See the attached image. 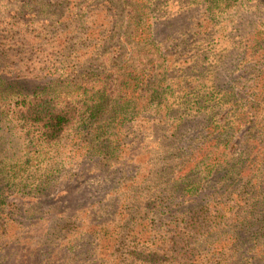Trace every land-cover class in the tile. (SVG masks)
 <instances>
[{"label": "rangeland", "instance_id": "374dc122", "mask_svg": "<svg viewBox=\"0 0 264 264\" xmlns=\"http://www.w3.org/2000/svg\"><path fill=\"white\" fill-rule=\"evenodd\" d=\"M109 64L132 97L48 150L0 108V264H175V234L216 244L194 239L201 204L264 179V0H0L1 96Z\"/></svg>", "mask_w": 264, "mask_h": 264}, {"label": "trees", "instance_id": "16d2710c", "mask_svg": "<svg viewBox=\"0 0 264 264\" xmlns=\"http://www.w3.org/2000/svg\"><path fill=\"white\" fill-rule=\"evenodd\" d=\"M235 1L227 0V6H232ZM116 65L109 64L99 71L94 69L79 75L81 78L77 82H68L62 88L54 87L51 91L31 94L18 92L10 98L0 95V108L7 107L21 121L35 141L37 150H48L86 114L95 117L101 111L111 113L113 102H126L132 97L131 93L136 90L133 86L138 85L140 76L134 69L127 68L128 64L121 67ZM63 68L51 66L50 69L56 73ZM67 72L60 73V77ZM0 73L5 71L1 70ZM67 79L64 78V81L67 82ZM240 174L242 178L238 190L227 193L230 199L223 200L221 193L214 196L211 208L209 204H201L194 211V239L195 232L205 239L215 231L216 244H208L206 250H196L194 247V253H191L186 246L187 240L175 234L169 240L173 247H168L169 251L165 252L171 253L169 256L176 260L175 264H264V179L257 178V171L253 169H250L247 177H243V171ZM195 191L194 195L191 194L194 202L205 203L208 197H197ZM250 192L252 196H249ZM183 241L184 246L181 245ZM160 248V245L146 248V252L141 251L140 254L147 257L154 255L157 259Z\"/></svg>", "mask_w": 264, "mask_h": 264}]
</instances>
